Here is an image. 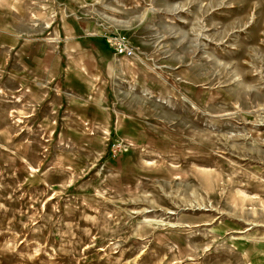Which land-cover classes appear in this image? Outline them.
Returning <instances> with one entry per match:
<instances>
[{
  "label": "rangeland",
  "instance_id": "obj_1",
  "mask_svg": "<svg viewBox=\"0 0 264 264\" xmlns=\"http://www.w3.org/2000/svg\"><path fill=\"white\" fill-rule=\"evenodd\" d=\"M14 6L22 48L67 18L130 39L110 110L135 122L74 152L12 112L31 99L0 71V155L40 161V180L0 168V264H264V0H0V36Z\"/></svg>",
  "mask_w": 264,
  "mask_h": 264
},
{
  "label": "crops",
  "instance_id": "obj_2",
  "mask_svg": "<svg viewBox=\"0 0 264 264\" xmlns=\"http://www.w3.org/2000/svg\"><path fill=\"white\" fill-rule=\"evenodd\" d=\"M61 1L70 8L79 4L84 12L107 0ZM14 7L8 8L10 19L1 26L0 55L7 57L0 70L1 84L8 93L19 98L17 103L26 95L31 101L15 104L17 107L12 112L20 113L36 123L38 131L86 156L103 152V132L119 136L133 134L135 118L130 116V110L118 108L120 113L116 119L110 110L115 102L116 80H120L123 72L120 65L123 59L114 56L102 39L100 24L90 17H84L79 23L67 18L64 26L54 27L57 44L42 40L22 48V32L28 27L23 19L25 14L19 12L21 8ZM20 106L27 108V116L21 114ZM15 150L16 153L11 150L1 153V171L21 172L23 179L40 180V175L34 172L40 166L38 158L23 157L21 150Z\"/></svg>",
  "mask_w": 264,
  "mask_h": 264
},
{
  "label": "built area",
  "instance_id": "obj_3",
  "mask_svg": "<svg viewBox=\"0 0 264 264\" xmlns=\"http://www.w3.org/2000/svg\"><path fill=\"white\" fill-rule=\"evenodd\" d=\"M103 37L108 47L113 51L114 56L124 60H133L136 57L137 48L133 46L130 39L118 31H107ZM111 146V156L116 159L120 154L126 152L131 145L124 140H115Z\"/></svg>",
  "mask_w": 264,
  "mask_h": 264
}]
</instances>
